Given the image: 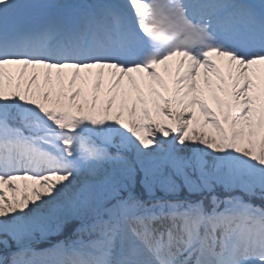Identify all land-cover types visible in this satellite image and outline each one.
<instances>
[{"label": "snow or ice", "instance_id": "1", "mask_svg": "<svg viewBox=\"0 0 264 264\" xmlns=\"http://www.w3.org/2000/svg\"><path fill=\"white\" fill-rule=\"evenodd\" d=\"M257 196L264 0H0V264H264Z\"/></svg>", "mask_w": 264, "mask_h": 264}, {"label": "rangeland", "instance_id": "2", "mask_svg": "<svg viewBox=\"0 0 264 264\" xmlns=\"http://www.w3.org/2000/svg\"><path fill=\"white\" fill-rule=\"evenodd\" d=\"M170 64H171V73L164 72V66L163 65H161V72L165 76V79L171 85L172 84V79H173L174 74H175L176 62H171ZM7 68L9 69V71L11 72V74L13 76H17V74H18V68H17V66H15V65L7 66ZM224 70H225V73H226L227 72V69L225 68ZM46 71H47L46 69H42L41 71H39V70L35 71V72H37V73L40 74V82L41 83L43 82L44 73ZM72 71H73L72 69H65V72L67 74H69V75L71 74ZM95 71L96 70L94 69L93 70V73H95ZM33 72L34 71H33L32 68H30L28 70V73L29 74H31ZM105 73H106V75H105V81H106V84H107V80L109 78V73H108V70L107 69L105 70ZM133 74L134 75H138V74H135V73H133ZM52 75H53V79L55 80V78H56V71L55 70H52ZM84 75H86V72H85V70H82L81 71V76L83 77ZM92 78H94V77H92ZM92 78H89V83L85 87L89 86L91 88V80H92ZM213 80H215V79L213 78ZM124 83H125V86H127V84H128L127 77L125 78V82ZM79 84H80V81H78V86H79ZM200 84H201L202 87L204 86L203 85V82L200 83ZM99 95H100V100L101 99H104L106 101L108 99V94H107L106 86H105L104 89L101 90V92H100ZM206 96L208 98V101H209L210 106L213 107L214 109L218 110L217 105H216L215 101L211 99V96L209 94H206ZM119 104H120V98L118 97L117 98V102H116V106H114V109H113V113H112L113 116H114L115 111H116V108H118ZM197 113H198V116H199V110H197ZM16 183L20 185V189H21L20 192L17 193V195H22L23 194L25 183H27L29 185V189H30V187L32 185V181L17 180ZM11 194H12L11 193V190H9V195H11ZM35 249L37 251H40L37 248H35Z\"/></svg>", "mask_w": 264, "mask_h": 264}, {"label": "trees", "instance_id": "3", "mask_svg": "<svg viewBox=\"0 0 264 264\" xmlns=\"http://www.w3.org/2000/svg\"><path fill=\"white\" fill-rule=\"evenodd\" d=\"M85 93L88 95L89 97V100L91 99V91H90V87L87 86L85 87ZM80 102H83L82 100ZM106 101L104 99H101L99 102H98V110L96 112V115L98 118H102L103 117V113H101L99 111V108L101 105H103ZM196 125H193V127H195ZM208 130H211L210 128ZM168 139H171V137H169ZM187 143V142H186ZM112 151H114V149H112ZM186 192V190H185ZM236 195H243L242 193H235ZM195 198V197H194ZM246 199L250 200L251 203L255 204V205H262L264 204V201H262L261 199H259V197H246ZM69 233L65 232V233H62V234H59V235H51L49 236L47 239H44V240H37L33 243L34 246L38 247V248H47L48 246H52L54 245L55 243L61 241V240H64L66 239L67 235ZM6 240L9 247L5 248V246L3 244H0V255H6L8 253H11V252H16L18 251V248H17V244H16V241L13 240L10 236H6V235H3V234H0V241H4Z\"/></svg>", "mask_w": 264, "mask_h": 264}, {"label": "bare ground", "instance_id": "4", "mask_svg": "<svg viewBox=\"0 0 264 264\" xmlns=\"http://www.w3.org/2000/svg\"><path fill=\"white\" fill-rule=\"evenodd\" d=\"M178 58H174V60L173 61H171V62H176V60H177ZM170 62V63H171ZM222 67H224V69L226 68V66L225 65H222ZM31 67H29V69H30ZM160 68H161V66H160ZM28 69V70H29ZM33 69V68H32ZM43 68H36V69H33V71H37V70H39V71H41ZM176 69V68H175ZM53 70H55V69H53ZM56 71V70H55ZM200 72H201V77H200V83H202L203 82V73H204V69L203 68H201L200 69ZM126 78V77H125ZM214 79H215V77H213Z\"/></svg>", "mask_w": 264, "mask_h": 264}]
</instances>
